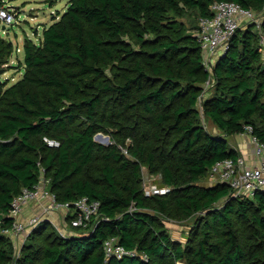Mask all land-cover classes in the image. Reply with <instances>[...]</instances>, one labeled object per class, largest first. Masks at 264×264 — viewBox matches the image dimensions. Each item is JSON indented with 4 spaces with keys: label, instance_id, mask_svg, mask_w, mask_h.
Wrapping results in <instances>:
<instances>
[{
    "label": "trees",
    "instance_id": "16d2710c",
    "mask_svg": "<svg viewBox=\"0 0 264 264\" xmlns=\"http://www.w3.org/2000/svg\"><path fill=\"white\" fill-rule=\"evenodd\" d=\"M214 1L69 0L38 42L26 38L22 77L7 86L0 71V225H12L13 198L38 183L42 167L58 201L87 195L101 205L87 228L61 237L49 231L17 259L0 230V264H264V189L243 198L226 182L201 181L217 161L240 155L228 136L248 132L264 142L255 24L237 29L213 66L214 90L202 94L210 72L195 31ZM233 1L264 18V0ZM1 27L0 68L14 50ZM199 102L218 131L200 120ZM137 109L145 114L140 130L122 134L126 113ZM112 119L117 142L133 137L134 159L118 143L95 139ZM143 165L161 173L166 192L145 193ZM194 214L199 220L184 244L161 223L165 215ZM109 237L129 252L108 256Z\"/></svg>",
    "mask_w": 264,
    "mask_h": 264
},
{
    "label": "rangeland",
    "instance_id": "374dc122",
    "mask_svg": "<svg viewBox=\"0 0 264 264\" xmlns=\"http://www.w3.org/2000/svg\"><path fill=\"white\" fill-rule=\"evenodd\" d=\"M69 0H5V5L12 10L14 13V21L11 24H5L3 21H1L2 27L1 31H3V34L5 37L11 39L13 43V53L10 58V62L5 63L2 68H0L1 71V77L7 79V86L12 84L13 82L20 79L23 75L24 69L20 66L23 64L24 59V42L26 38H31L33 41H39V38L42 36L43 29L45 26L49 25L54 21V19H59L62 15V13L66 10L67 4ZM254 19H250L247 21H243L240 24L241 29H245L250 25H256V30L259 33V45L262 59L261 62L264 63V26L262 25L264 22V18L257 12V10H254ZM184 19L188 24L191 23V16L185 15L184 17H181ZM197 23V22H196ZM196 29V28H195ZM194 31V30H193ZM223 50V49H222ZM220 50H218L215 54V57L219 58ZM10 63L19 65L17 67H10ZM206 67V66H205ZM208 71L210 72V76L207 80H203L200 82V84L203 86V95H208L210 92L214 90L213 82H214V75L213 67L207 66ZM21 69V70H20ZM209 80V81H208ZM202 100V99H201ZM116 102H118V99H116ZM199 109H200V120L202 123L210 130L212 131H218L215 124L210 120V118H206L203 113V107L201 105V102H199ZM142 117H145V114L141 111V109H137L131 114L130 112L126 113L125 118L128 120L130 126L125 127L122 129V134L129 133V132H137L140 130L139 128L135 126L142 125V122L140 121ZM111 125H107V131H99L95 135V139L98 141L105 143L106 145H111L113 143H118L120 150L123 154H125L126 157L130 159H134V156H132L129 147L133 142V137L129 134H127L126 138L122 142H117L115 138H113V132L118 130L119 128L115 126L114 119L111 120ZM112 134V135H111ZM229 139L231 140L232 137L230 136ZM234 141V140H232ZM44 173L43 176L45 178L50 179V177ZM208 174V173H207ZM142 178H143V185L145 188L146 194H155L159 192H155V189L159 188H166L167 185L162 184V175L159 172H151L149 169L143 165L142 166ZM210 172L207 175H204L201 178L202 182L210 181ZM48 188L51 189L50 184L48 185ZM147 189H150V193H148ZM52 190V189H51ZM53 191V190H52ZM54 192V191H53ZM55 193V192H54ZM164 193V192H163ZM243 198L253 197L252 195H249L248 193H241L236 194ZM52 200V198H43L39 197L37 199H34L31 201V203H39L37 207H35L33 212L30 210L29 213L26 212V207L24 208L23 217L25 219H30L33 216H40L41 221L44 219L46 220L45 224L41 226L39 232H34L32 227H28L26 230L22 232L14 231L11 226H1L0 230L5 233L6 235H9L10 238L13 240L15 245V257L16 259L19 258L23 252L30 251L35 247L36 243H42L45 238L49 239V235L52 234L53 236L55 234H58V237L61 235L69 234L72 231L76 230L78 228H72L69 225V216H68V210L65 207L62 206H56V207H49L48 203ZM58 200V199H57ZM29 204V203H28ZM27 206V205H26ZM68 212V213H67ZM73 211L71 212V214ZM198 217L196 214L192 216H168L165 215L161 218L162 225L169 231L172 238L178 242V243H186L189 241L190 237L193 235V229H195V226L197 225L196 222H198ZM39 224V223H38ZM36 224V225H38ZM249 223L246 221L245 225H248ZM250 226H248L249 228ZM48 230V232L45 231ZM50 231V234H49ZM30 243V244H29ZM35 243V244H31ZM172 259L171 257H167V259ZM178 264H185L183 260H178Z\"/></svg>",
    "mask_w": 264,
    "mask_h": 264
},
{
    "label": "built area",
    "instance_id": "2783aa9c",
    "mask_svg": "<svg viewBox=\"0 0 264 264\" xmlns=\"http://www.w3.org/2000/svg\"><path fill=\"white\" fill-rule=\"evenodd\" d=\"M212 14L199 17V26L195 33L200 42L201 51L203 55V63L207 66L213 67L217 61L215 54L220 50L221 55L229 46V41L240 24L243 21L254 19V10L242 6L240 3L233 0H215L212 5ZM14 13L5 3L0 4V19L6 25L13 23ZM223 49V50H222ZM209 81V80H208ZM248 129L251 126L247 125ZM255 142L254 153L259 159V163L249 165L245 162L243 155H239L237 159L225 158L217 161L210 170L209 182L222 181L226 182L232 188L234 194L248 193L254 195L257 190L264 189V142L259 141L257 137H252ZM49 145L57 146L60 144L59 140L45 136L44 138ZM41 177L32 187H23L22 191L16 195L11 203L9 216L12 217V229L14 231L22 232L29 226L36 227L41 219L40 216H33L29 220L22 215L26 205L39 197L52 198L48 203L49 207L62 206L67 208L71 219L69 225L79 227L82 230L87 228L90 220L98 214L101 201L97 198H90L87 195L78 197L73 202L58 201L56 194L48 188L50 179L45 178L44 167L41 168ZM168 188H157L155 192H165ZM150 193V189H147ZM73 213L71 214V212ZM73 232V231H72ZM70 235L72 233H69ZM65 234V235H69ZM104 249L108 256H121L129 252L122 245L116 237H109L104 241Z\"/></svg>",
    "mask_w": 264,
    "mask_h": 264
},
{
    "label": "crops",
    "instance_id": "0c3cea01",
    "mask_svg": "<svg viewBox=\"0 0 264 264\" xmlns=\"http://www.w3.org/2000/svg\"><path fill=\"white\" fill-rule=\"evenodd\" d=\"M230 136L232 137L231 140L229 139ZM230 136H228L227 140L232 146H234L239 151L240 155L244 156L245 162L247 164L253 165L259 163V159L256 157L254 153L255 142L253 141L252 135L250 133L248 132L235 133ZM38 205L39 203H31L30 201L29 204H27L26 206V212L29 213L31 209H34ZM31 211L33 212L34 210Z\"/></svg>",
    "mask_w": 264,
    "mask_h": 264
},
{
    "label": "clouds",
    "instance_id": "9594fccd",
    "mask_svg": "<svg viewBox=\"0 0 264 264\" xmlns=\"http://www.w3.org/2000/svg\"><path fill=\"white\" fill-rule=\"evenodd\" d=\"M166 192V191H165ZM160 193H163V192H160ZM68 216H69V214H68Z\"/></svg>",
    "mask_w": 264,
    "mask_h": 264
}]
</instances>
